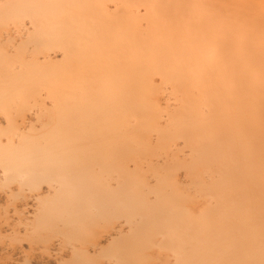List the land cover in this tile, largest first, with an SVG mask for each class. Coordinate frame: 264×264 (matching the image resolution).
<instances>
[{
    "label": "bare ground",
    "instance_id": "6f19581e",
    "mask_svg": "<svg viewBox=\"0 0 264 264\" xmlns=\"http://www.w3.org/2000/svg\"><path fill=\"white\" fill-rule=\"evenodd\" d=\"M45 1L52 3V25L70 38L44 52L42 62L66 59L76 73L73 66L81 61L90 95L97 92L105 107L114 101L113 125L102 138V130L87 127L88 115L61 109L65 97L51 79L43 81L46 98L20 118L19 130L51 115L39 139L52 146L26 153L31 160L7 184L12 158L3 148L22 140L0 137V264H264V136L256 147L247 143L241 157L230 139L239 133L245 140L243 127L264 123V65H258L264 64V0ZM248 105H260L261 121L248 116ZM90 136L118 140V171L91 175L66 167V144ZM180 140L188 152L156 160L137 156ZM180 161L189 184L169 170ZM165 177L172 182L159 187ZM190 193L193 202L187 201ZM203 203L210 210L219 206L232 221L208 231L199 223ZM117 205L125 212L122 223L82 238L106 208ZM145 209L154 213L146 217ZM123 231L139 240L118 250Z\"/></svg>",
    "mask_w": 264,
    "mask_h": 264
},
{
    "label": "rangeland",
    "instance_id": "374dc122",
    "mask_svg": "<svg viewBox=\"0 0 264 264\" xmlns=\"http://www.w3.org/2000/svg\"><path fill=\"white\" fill-rule=\"evenodd\" d=\"M1 1L2 2H0V124H1L0 137H3L4 140H6L7 138H10L11 140L13 139L22 140V143H20L19 145L14 146L12 144H6L5 148H3L5 152L10 153L12 158V160H10L11 166L9 164L10 167L6 171L7 178L4 181L6 182L5 184H7L12 179L18 177L19 174L21 173L18 171H20L21 169L23 170L22 165L25 163H29V161L31 160V159L30 160L27 159L26 153L33 154L35 150L40 153L43 151V149H48L51 148L52 146L47 143L43 144L39 139L40 132L42 130L41 127L47 126L49 124L51 115H45L44 117H42V119L39 122H37V124L31 130H25L24 132H21L19 130L20 118L24 114L29 116L30 112L36 108V104L39 101H41V99L46 98V90L43 89L44 80L51 79L53 84L58 89V93H60L58 95L65 97L64 100L66 101L65 103L66 106L65 107L63 106L64 108L62 107L61 109H68V111H70L73 114L80 113V116L88 115L87 127H91V128L96 127L98 128V131L102 130L101 131L103 132L102 138H105L104 137V134H106L105 132L111 131L109 127L113 125L112 115L110 113L112 111V106H114V101L112 100L109 106L106 105V107H108L107 109L105 106L101 104V103L104 104V101L103 99L100 98V95L97 92L91 94L93 97L92 99L90 98L91 95L88 91L90 89H88L87 87L88 82L85 81V77H84L85 73L82 70L83 63L81 61L74 64L73 66V69L74 68L76 69V73L71 72L70 62L66 59L60 62L59 61L50 62V63L42 62L41 56L44 52H53L54 49L57 48L58 46L66 45V41L70 38L69 35L63 34L61 30L56 29V27L52 25V13H53L52 3L47 2L45 0H29L24 5H20V2H16L17 0H9V1L5 0L8 2H4V0ZM32 21H35L36 25ZM260 36L263 38L264 41V33L260 34ZM246 42L247 44L250 45V47H252V45L254 44V41L252 40L251 37H248ZM78 43L81 44V42ZM250 49L253 50L254 48H250ZM255 51L256 50L254 49V53ZM261 61L258 62V65L263 67L262 65L264 64H262ZM251 72L249 70V73ZM241 74L245 75L243 71L238 72V75L241 76ZM94 82L97 84L96 80H94ZM92 84L94 85V83ZM256 88L257 90L255 91L261 90L259 86H256ZM89 98L90 100H92V102L89 100ZM246 98L248 97H245V99ZM260 98H262L260 100L262 101L264 108V99H263L264 97L262 96ZM255 102L257 101L255 100ZM247 103L248 102H246L245 105H247ZM249 106L251 105H248L247 107ZM103 107L106 108V112H103L104 111ZM110 107L111 110H109ZM56 109L58 110L60 108L57 107ZM100 109L103 111H101ZM98 110L101 111L100 113L102 114L97 112ZM250 110L252 111L249 112L248 110V116L250 115V118L252 119L254 118V120L255 118L259 117V121H261L260 120L261 117L259 116L261 113L260 105L259 106L252 105ZM95 113L97 115L99 114L100 115L96 116ZM92 115H94L95 117ZM250 118H248L247 120H249ZM255 121H253V123H255ZM260 123L256 121L257 128L250 127L249 125L252 124L249 123L247 129L243 127V130H247V132L245 131L246 132L245 140H242V138L240 139L239 133L232 135V137L230 138L231 141L233 142L232 144L233 150L239 153L240 157L243 156V150L247 143L248 144L251 143L250 145H252V147H256V145L258 144L256 142L257 141L260 142L259 139L264 138L261 137L264 136L262 135L264 134V130H263L264 123H262V125ZM105 124L107 125L112 124V125L107 126ZM201 140H203V136H201ZM203 144L204 143H202V145ZM66 145L67 148L70 149L67 152L68 163L66 167L68 169H72L73 172L77 170H81L84 172H88L91 175L94 174L93 172H96V174L99 175V173L110 174V172L114 171V169L118 171L117 169L118 140L116 142L115 140H111L109 138L102 140V139H95L94 136H90L87 142L81 141L80 139L78 141L71 140L70 144H66ZM188 149L189 146L188 147L184 146L180 140V143L178 145H170V146H168V144L152 145L149 150H145V149L140 150L142 151V153H138L137 156L156 160L157 158L160 157L165 158L167 155H170L173 152H178V153L188 152ZM127 153L124 154V157H127L128 159L132 155H130L129 152ZM255 153L257 152H254V154ZM258 160L259 159L257 155L251 159L253 163L255 162L257 163ZM19 164L21 165L19 166ZM204 164H205L204 161L200 160L199 169L201 173L203 172ZM173 166L170 165L169 170L171 169V167L175 169L178 177L177 181L179 183L181 182H183V184H185L186 182L188 184L191 183V179L187 177V175H185L186 164L184 161H180L179 164ZM165 178L166 179L163 178L164 180L159 182L160 183V185H158L159 187L161 185L167 186L172 182V180L169 179V177H165ZM152 184L154 183L151 182V185ZM0 188H3V186L0 185ZM216 189L220 192L221 189L220 185H218ZM189 190H194V188L191 187ZM202 191L203 189L200 190V192ZM0 197L3 198V195L0 194ZM173 197L177 201H180L182 199L181 195L178 193L176 194V196ZM193 198H194V193H190L187 197V201L193 202L192 200ZM183 199L185 200L184 195H183ZM204 204L205 203L200 205L201 216L199 219V223L202 224L204 227H206L208 231L209 229L214 230L216 227L221 226V224L219 223L227 224L232 221V217L222 216V211L220 210L219 206H214V209L210 210L209 208H205ZM160 207H161L160 205H154L153 210L157 211L156 208H158L161 211V213H163ZM177 207H178V203L177 205L176 204L174 205V209ZM163 211L165 210L163 209ZM144 212H146L145 215L150 212L154 213L153 211H147L146 209L144 210ZM124 215L125 212L119 210L118 205L114 208L113 207L106 208L100 218L96 219L92 224L90 222L91 226L93 224L95 226L94 225L93 227L90 226L88 228L89 231L88 232L86 231L82 235V238H94L95 236L94 234L96 233L95 231L99 229L101 230L102 228H104V226H108L110 224L112 225L115 223L118 224V221H121L122 223L124 220L123 218ZM147 216L148 215H146V217ZM93 219L94 217L91 220ZM183 223L184 224L182 225L184 226L187 227L191 226V223H186L184 221ZM207 224H213V225H211L210 228H208ZM206 231L203 234H205ZM136 234L137 233L129 234L128 232L123 231V234L121 236H118L119 239L116 240L117 241L116 246L118 247V250L121 249V247L124 245L130 246L134 243L133 241L139 240L138 239L139 237H137ZM3 237L4 236L0 234V238ZM109 250H112V248H110ZM142 254L143 257H145L146 259L151 258L150 252L144 253L142 251Z\"/></svg>",
    "mask_w": 264,
    "mask_h": 264
}]
</instances>
